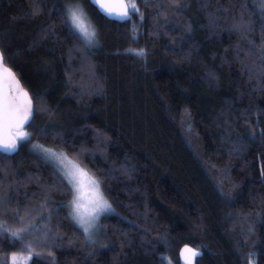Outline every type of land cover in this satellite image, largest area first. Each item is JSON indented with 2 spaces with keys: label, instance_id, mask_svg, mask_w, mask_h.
<instances>
[{
  "label": "trees",
  "instance_id": "obj_1",
  "mask_svg": "<svg viewBox=\"0 0 264 264\" xmlns=\"http://www.w3.org/2000/svg\"><path fill=\"white\" fill-rule=\"evenodd\" d=\"M74 2L97 47L62 22ZM135 2L119 23L86 0H0V51L36 109L31 140L0 154V264L24 245L31 264H179L183 244L196 264H264V0ZM32 142L100 181V242Z\"/></svg>",
  "mask_w": 264,
  "mask_h": 264
},
{
  "label": "snow or ice",
  "instance_id": "obj_2",
  "mask_svg": "<svg viewBox=\"0 0 264 264\" xmlns=\"http://www.w3.org/2000/svg\"><path fill=\"white\" fill-rule=\"evenodd\" d=\"M88 4L97 8L98 13L104 15L109 20H127L131 15L139 12L135 0H86ZM62 22L86 49L97 42V33L90 17L79 5H73L62 10ZM33 15H38L39 10H34ZM0 51V81H10L14 88L11 94L0 88V154L15 153L19 147L29 142L32 137L26 128H34L33 119L36 109L33 106L29 93L24 90L16 74L5 65V52ZM143 55V50L136 53ZM46 132V130H44ZM36 155L52 163L61 174L62 186L68 187L73 193V198L69 203L71 211L69 217L78 230H82L86 239H91L94 230H98V221L105 213L111 211V204L105 199L101 191L100 181L89 175L87 171L80 167L78 163L69 159L66 153L55 148L45 147L40 144L33 145ZM67 182L65 185L64 182ZM2 202V201H0ZM26 217H20L21 223ZM44 217H40L43 219ZM34 224H28L8 235L13 246L17 242H22L25 235L33 228ZM42 228L37 229L41 231ZM7 233V229L0 225V237ZM28 250V255L18 256L12 254V264H31V260L40 256V253L31 251L28 245H24ZM190 253L185 258L186 264H192L193 258L200 255L198 251L186 248Z\"/></svg>",
  "mask_w": 264,
  "mask_h": 264
},
{
  "label": "water",
  "instance_id": "obj_3",
  "mask_svg": "<svg viewBox=\"0 0 264 264\" xmlns=\"http://www.w3.org/2000/svg\"><path fill=\"white\" fill-rule=\"evenodd\" d=\"M96 8V7H95ZM97 9V8H96ZM102 15V14H101ZM104 16V15H102ZM105 17V16H104ZM106 18V17H105ZM107 19V18H106ZM109 20V19H108ZM130 19H127V20H119V19H114V20H111V21H115V22H119V23H124L126 21H128ZM8 67V66H7ZM9 68V67H8ZM13 72V71H12ZM17 78V76H16ZM18 79V78H17ZM19 80V79H18ZM20 82V81H19ZM21 84V82H20ZM22 85V84H21ZM0 88H2L4 91H8L10 94H11V89L14 88V85L10 82V81H0ZM24 88V87H23ZM25 91H27L25 88H24ZM28 92V91H27ZM29 93V92H28ZM30 96V94H29ZM31 97V96H30ZM32 100V98H31ZM32 103H33V100H32ZM19 150V149H18ZM18 150L15 152V153H12V154H2V155H6V156H12L14 154H16L18 152ZM186 248H189V249H192L194 251H198L200 253L199 256L193 258L192 260V264H196L197 262V259L200 258L202 256V251L198 248H195L193 246H191L190 244H184L180 247L179 251H178V260H179V264H186V261H185V258L188 257L190 255V253L186 252L185 249Z\"/></svg>",
  "mask_w": 264,
  "mask_h": 264
},
{
  "label": "rangeland",
  "instance_id": "obj_4",
  "mask_svg": "<svg viewBox=\"0 0 264 264\" xmlns=\"http://www.w3.org/2000/svg\"><path fill=\"white\" fill-rule=\"evenodd\" d=\"M76 4H79L81 7H82V5L80 4V3H78V2H74V3H71V4H69V5H67V7H71V6H73V5H76ZM83 8V7H82ZM84 10V9H83ZM85 11V10H84ZM96 29V28H95ZM96 33H97V31H96ZM98 42H99V40H98V35H97V42L93 45V47H97V45H98ZM34 144H38V143H31L30 144V147L33 149V145ZM41 145V144H40ZM44 146V145H43ZM45 147H47V146H45ZM51 148V147H50ZM69 159H71L70 157H69ZM72 160V159H71ZM74 161V160H73ZM76 162V161H75ZM77 163V162H76ZM50 164H52V163H50ZM53 165V164H52ZM54 166V165H53ZM55 167V166H54ZM81 167V166H80ZM56 168V167H55ZM82 168V167H81ZM57 169V168H56ZM84 169V168H83ZM85 170V169H84ZM86 171V170H85ZM89 175H91V174H89ZM92 176V175H91ZM93 177V176H92ZM105 197V196H104ZM105 199H106V197H105ZM108 201V200H107ZM109 202V201H108ZM110 203V202H109ZM69 205V204H68ZM68 210H69V212L71 211V208L68 206ZM111 213H114V209H113V207H112V205H111V211H109V212H107V213H105V214H111ZM104 214V215H105ZM98 225H99V228H98V230H94V232H93V235H92V237H91V239H88V241L90 242V243H93V242H100V240H101V238H102V232H101V227H100V219H99V221H98ZM18 256H22V255H18ZM24 257H26V256H24ZM11 264H12V259H11ZM21 264H23V262L21 261Z\"/></svg>",
  "mask_w": 264,
  "mask_h": 264
},
{
  "label": "bare ground",
  "instance_id": "obj_5",
  "mask_svg": "<svg viewBox=\"0 0 264 264\" xmlns=\"http://www.w3.org/2000/svg\"><path fill=\"white\" fill-rule=\"evenodd\" d=\"M184 245V244H183ZM178 256V255H177ZM179 261V260H178Z\"/></svg>",
  "mask_w": 264,
  "mask_h": 264
}]
</instances>
